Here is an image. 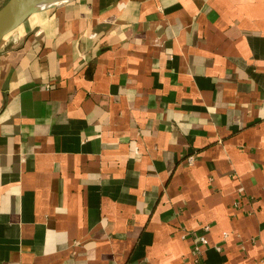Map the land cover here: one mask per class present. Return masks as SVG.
<instances>
[{
  "label": "crops",
  "instance_id": "1",
  "mask_svg": "<svg viewBox=\"0 0 264 264\" xmlns=\"http://www.w3.org/2000/svg\"><path fill=\"white\" fill-rule=\"evenodd\" d=\"M0 264H264V0H75L8 34Z\"/></svg>",
  "mask_w": 264,
  "mask_h": 264
},
{
  "label": "water",
  "instance_id": "2",
  "mask_svg": "<svg viewBox=\"0 0 264 264\" xmlns=\"http://www.w3.org/2000/svg\"><path fill=\"white\" fill-rule=\"evenodd\" d=\"M75 0H7L0 7V44L31 15L64 6Z\"/></svg>",
  "mask_w": 264,
  "mask_h": 264
},
{
  "label": "built area",
  "instance_id": "3",
  "mask_svg": "<svg viewBox=\"0 0 264 264\" xmlns=\"http://www.w3.org/2000/svg\"><path fill=\"white\" fill-rule=\"evenodd\" d=\"M187 160H188V163H190V164H193V162H194V155H189L188 157H187ZM205 229H209V226L207 225L206 227H205ZM227 235V234H226ZM200 241H201V243L203 244V245H207L208 244V238H207V236L206 235H202L201 237H200ZM203 252V250H202V248H201V246L199 245V244H196V246H195V253L197 254V255H199L200 253H202Z\"/></svg>",
  "mask_w": 264,
  "mask_h": 264
}]
</instances>
